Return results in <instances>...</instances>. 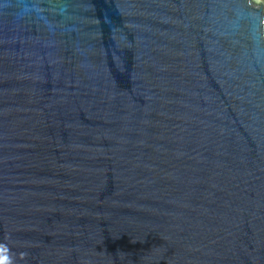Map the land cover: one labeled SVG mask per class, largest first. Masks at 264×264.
I'll use <instances>...</instances> for the list:
<instances>
[{
  "label": "water",
  "instance_id": "water-1",
  "mask_svg": "<svg viewBox=\"0 0 264 264\" xmlns=\"http://www.w3.org/2000/svg\"><path fill=\"white\" fill-rule=\"evenodd\" d=\"M0 264H264V1L0 0Z\"/></svg>",
  "mask_w": 264,
  "mask_h": 264
},
{
  "label": "trees",
  "instance_id": "trees-1",
  "mask_svg": "<svg viewBox=\"0 0 264 264\" xmlns=\"http://www.w3.org/2000/svg\"><path fill=\"white\" fill-rule=\"evenodd\" d=\"M264 1V0H263Z\"/></svg>",
  "mask_w": 264,
  "mask_h": 264
}]
</instances>
